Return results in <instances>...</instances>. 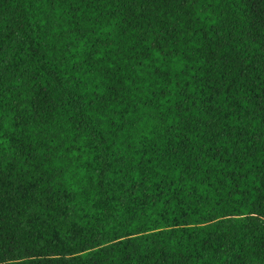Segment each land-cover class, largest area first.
Here are the masks:
<instances>
[{
  "label": "trees",
  "instance_id": "1",
  "mask_svg": "<svg viewBox=\"0 0 264 264\" xmlns=\"http://www.w3.org/2000/svg\"><path fill=\"white\" fill-rule=\"evenodd\" d=\"M0 264H264V0H0Z\"/></svg>",
  "mask_w": 264,
  "mask_h": 264
}]
</instances>
